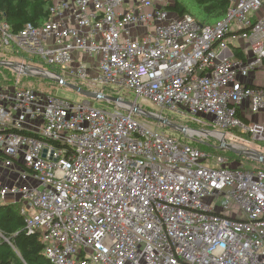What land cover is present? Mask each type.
I'll use <instances>...</instances> for the list:
<instances>
[{"label":"built area","instance_id":"2783aa9c","mask_svg":"<svg viewBox=\"0 0 264 264\" xmlns=\"http://www.w3.org/2000/svg\"><path fill=\"white\" fill-rule=\"evenodd\" d=\"M170 2L50 0L39 26L0 20L7 61L206 126L184 141L123 102L1 85L0 203L20 205L52 264H264V167L191 143L264 155V84L248 80L264 67V0H230L212 25Z\"/></svg>","mask_w":264,"mask_h":264},{"label":"trees","instance_id":"16d2710c","mask_svg":"<svg viewBox=\"0 0 264 264\" xmlns=\"http://www.w3.org/2000/svg\"><path fill=\"white\" fill-rule=\"evenodd\" d=\"M170 1L167 6L170 13L178 16L188 14L202 25H212L220 20L230 4V0H192L196 16L180 0ZM50 4V0H0V20L5 21L13 32L19 31L26 23L39 26L47 19ZM7 59L0 56V61ZM28 60L36 61L34 58ZM2 70L16 73L0 65V71ZM10 82L9 80L5 84ZM191 143L211 154L239 158L226 149L218 150L212 141L206 143L194 140ZM19 208V204L0 203V264H52L43 253L44 244L38 234L25 230Z\"/></svg>","mask_w":264,"mask_h":264},{"label":"rangeland","instance_id":"374dc122","mask_svg":"<svg viewBox=\"0 0 264 264\" xmlns=\"http://www.w3.org/2000/svg\"><path fill=\"white\" fill-rule=\"evenodd\" d=\"M184 6L189 9L191 11V13H193L194 15H197V11L193 10V2L192 0H180ZM4 58H8L9 60H18L15 56H4ZM33 65L38 66V63L36 64V62H32ZM41 67H43L41 65ZM49 70L55 71L54 69H51L49 67H45ZM0 86L5 84L7 81H11L10 84H14V82H16V84H18L19 86H27V87H31L37 91L43 92V93H48V94H52V95H56V96H60V97H64L67 99H70L72 101H79V100H83L85 97L81 96L80 94H78L77 92L71 90L70 88L66 87L64 84H60L57 81L53 80V79H49V78H44V77H39L36 75H24V74H17V73H12L9 70H2L0 71ZM69 80V79H67ZM108 91V90H106ZM122 96H124L126 99L128 100H133L134 99V95L132 93L126 94L125 92H121ZM120 94V95H121ZM89 99V98H87ZM90 103L94 106V107H103L106 106V103L103 99H89ZM164 116H166L168 119H170L172 122L177 123V124H181L186 126L187 128L191 129V130H200V129H206L205 125L202 123V119L199 116H187V117H180L176 114L170 113V114H164ZM163 131L165 130L166 133L171 134L174 137H178L180 135L183 134H179L177 132H173L169 129L166 128H162ZM187 135H183L182 137H184V141L187 140V138L185 137ZM253 149H257L259 150L258 147L254 146ZM236 155V154H234ZM238 156V155H236ZM229 164L230 165H242L245 167H264V163L258 162L256 160H253L251 158H246V157H241L239 156V158H232L229 157Z\"/></svg>","mask_w":264,"mask_h":264},{"label":"water","instance_id":"95a60500","mask_svg":"<svg viewBox=\"0 0 264 264\" xmlns=\"http://www.w3.org/2000/svg\"><path fill=\"white\" fill-rule=\"evenodd\" d=\"M0 65H3V66H5V67H7V68H9L15 72L22 71L24 74H30V75H36L39 77L49 78V79H53V80L57 81L58 83H60V80H58L57 78L52 76L50 72L43 70L41 68L30 67V66H27L25 64L13 62V61H0ZM63 84L66 87L77 92L78 94H80L81 96H83L85 98L94 99V100L106 99V100H109L112 102L126 103V104L132 106V110L135 112V114L159 124L162 128H166V129H169L173 132H177V133L183 134V135H188V133H189L188 132L189 128H187L186 126L174 123L171 120H169L166 116H162L159 113L144 110V109L140 108L139 105L135 104L134 102L123 101L118 97L105 95V94L98 92V91L88 90V89H85L79 85L73 84L71 82H64ZM217 147L221 148V149H227L231 153L236 154L238 156L251 158V159L256 160L258 162L264 163V155L261 152H259L258 150L251 149V148H238V147L231 145V144L224 142V141L220 142L219 146H217Z\"/></svg>","mask_w":264,"mask_h":264},{"label":"crops","instance_id":"0c3cea01","mask_svg":"<svg viewBox=\"0 0 264 264\" xmlns=\"http://www.w3.org/2000/svg\"><path fill=\"white\" fill-rule=\"evenodd\" d=\"M249 83L251 85H263L264 84V67L260 70H257L255 73H251L248 77ZM10 177H12V173L6 170H0V180L1 181H10ZM8 199L12 200V197H8Z\"/></svg>","mask_w":264,"mask_h":264},{"label":"bare ground","instance_id":"6f19581e","mask_svg":"<svg viewBox=\"0 0 264 264\" xmlns=\"http://www.w3.org/2000/svg\"><path fill=\"white\" fill-rule=\"evenodd\" d=\"M196 130H191V129H188V132L189 133H193V132H195Z\"/></svg>","mask_w":264,"mask_h":264}]
</instances>
